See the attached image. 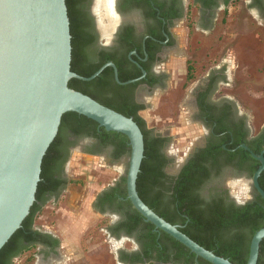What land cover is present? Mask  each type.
Segmentation results:
<instances>
[{"label": "flooded vegetation", "instance_id": "flooded-vegetation-1", "mask_svg": "<svg viewBox=\"0 0 264 264\" xmlns=\"http://www.w3.org/2000/svg\"><path fill=\"white\" fill-rule=\"evenodd\" d=\"M97 1L72 2L81 39L79 67L92 75L102 68L97 77L85 81L91 84V88L101 91L103 95L99 101L102 104L114 109L134 110L142 118L141 113L148 107L146 96L155 98L157 94H168L171 89L167 82L179 79L175 62L185 60L189 65L186 44L191 30L196 27L203 33L211 34L220 13L234 0H113L116 20L112 29L103 24L96 7ZM250 3L262 5L264 0H251ZM193 14L197 17L194 24L190 19ZM109 63L114 66H109ZM222 78L217 72L208 74L202 83L192 89L185 106L188 105V119L200 126L201 134L181 159L171 148L169 135L148 127L152 130L151 135L161 141L156 144L157 157L153 161L155 179L144 182L143 195L145 201L157 206L167 218L180 216L175 221L179 227L186 228L188 220L182 211L193 207V199L192 196L187 197L183 210H178L174 187L184 166L193 159L201 167L199 185L193 192L199 207L200 203L204 207L215 204L222 211L234 214L259 208L250 203L259 195L253 186V176L260 161L252 156L250 148L248 151L242 147L246 145L244 143L235 148H228L227 145L241 139L254 144L258 143L257 139L264 141V128L256 132L247 116L231 99L216 97ZM56 137L55 151L38 201L42 209L62 200L66 193L81 192L85 188L83 177L76 178L72 173L73 155L98 159L105 163L104 166L117 169L118 173L94 197L92 207L97 213L113 218L107 228L109 236L116 240L125 238L133 243L129 249L117 248L114 257L117 264H212L187 252V249L181 251L163 231L155 226L150 228L145 220L140 221V213L127 196L129 143L123 146L121 139L116 138L112 131L81 115H70ZM240 148L249 152L253 160L244 161ZM258 163L257 170L251 175L249 169ZM235 179L248 184L249 199L241 201L234 194ZM79 201H82V196ZM254 220L262 226L264 214H254ZM31 227L32 230L27 229L24 238L17 240L12 247V253L22 247L26 250L11 260L9 257L4 264L29 263L32 257L39 264L58 262L59 237L42 230L35 222ZM247 227L233 224L229 228L233 236L229 237L225 230L223 237L215 240V247L231 244L234 256L240 261H248L253 237L249 242L244 239ZM38 233L46 239L29 242L28 237ZM256 264H264V238L260 242Z\"/></svg>", "mask_w": 264, "mask_h": 264}, {"label": "water", "instance_id": "water-1", "mask_svg": "<svg viewBox=\"0 0 264 264\" xmlns=\"http://www.w3.org/2000/svg\"><path fill=\"white\" fill-rule=\"evenodd\" d=\"M71 40L66 0H0V250L29 215L36 200L43 158L57 136L63 115L74 112L128 138L127 196L146 222L197 257L212 264H233L192 240L141 199L137 179L144 159L143 132L132 117L69 87L71 79L89 81L102 70L90 77L73 72ZM116 78L120 82L117 75ZM242 147L250 151L247 145ZM252 156L260 161L253 186L264 200L259 184L264 151ZM263 238L261 228L251 240L246 264L257 263Z\"/></svg>", "mask_w": 264, "mask_h": 264}, {"label": "rangeland", "instance_id": "rangeland-1", "mask_svg": "<svg viewBox=\"0 0 264 264\" xmlns=\"http://www.w3.org/2000/svg\"><path fill=\"white\" fill-rule=\"evenodd\" d=\"M99 1L96 7L103 24L109 29L115 21L111 23L101 15L104 9ZM250 2L232 1L220 13L209 35L196 27V30L192 29L186 44L189 65L185 60L175 62L179 79L167 82L171 89L168 94H157L155 98L146 96L148 107L141 113L142 118L148 127L169 135L171 148L177 151L179 159L201 134L200 126L188 119V105H185L192 89L208 74L217 72L223 77L216 97L231 99L256 132L264 128V3ZM196 18L193 14L191 23L194 24ZM104 165L98 159L73 155L72 173L76 178L83 177L85 188L81 192L66 193L62 200L48 204V208L42 209L35 219L42 230L60 239L59 263L56 264H117L114 259L117 248L129 249L133 245L125 238L116 240L109 236L107 228L113 218L97 213L92 207L94 197L118 173L117 169ZM233 189L241 201L250 198L245 181L235 179ZM80 196L82 201L77 202ZM17 264L39 263L32 257L29 263L20 261Z\"/></svg>", "mask_w": 264, "mask_h": 264}, {"label": "trees", "instance_id": "trees-1", "mask_svg": "<svg viewBox=\"0 0 264 264\" xmlns=\"http://www.w3.org/2000/svg\"><path fill=\"white\" fill-rule=\"evenodd\" d=\"M72 2L73 0H66L67 8H68V14L70 18V30H71V44H72V61H71V70L75 72L76 74L83 76V77H90L92 73L85 72L81 70L79 67V59H80V36L78 34V28H77V19L76 16H74L73 8H72ZM89 82H85L79 79H71L69 81V87L80 91L86 95H89L90 97L94 98L98 102L99 99L102 98L101 91H97L93 87H90ZM101 103V102H100ZM104 105V104H103ZM107 106V105H105ZM109 107V106H107ZM111 108V107H109ZM127 117H132L139 127L141 128L143 135H144V142H145V151H144V159L141 164V170L138 175L137 179V190L139 193V196L141 199L159 216L164 218L166 221H168L171 224L175 225V221L177 218H180V216H175L172 219L167 218L164 213L159 212L157 209V206L154 204L145 201L144 198V182L147 180H154L155 175L153 170V161L157 157V147L156 144L161 141V139H157L151 135L152 130L148 129V126L146 122L140 118L134 110L126 111L124 109H114L111 108ZM70 115H80L74 112H68L63 115L62 121L60 124V128L65 125L66 119ZM84 118H87L86 116L81 115ZM89 119V118H87ZM91 120V119H89ZM93 121V120H91ZM97 123V122H96ZM59 128V129H60ZM103 128V127H102ZM105 129V128H103ZM116 138L121 139V143L123 146L126 147V143H129L128 138L121 133L112 132ZM57 141V137H55L54 141L51 143L50 147L48 148L42 162V170L40 175V181L38 184V189L36 192V200L31 207L29 215L25 218V220L22 223V226L13 234V236L10 238V240L5 244V246L0 250V264H4L9 257L10 260L16 256L21 255L26 248H21L15 253H12V247L13 244L20 239L24 238V235H26V230L31 229L32 225L35 222V219L37 215L41 212L42 208L38 204V201L40 200L41 190L43 188L44 181L46 179V176L48 174V166L49 162L51 161L54 151H55V144ZM258 143L254 144L249 141H244V139H241L240 141H236L232 145H227L228 148H235L239 143L246 144L254 154H259L264 149V141H261L257 139ZM129 150H130V145ZM239 151L242 153V159L244 161L247 160H253V157L249 152L244 150L243 148H240ZM196 159L191 160L189 163H187L184 168L182 169V172L180 173L177 182L175 183L174 187V194H175V200L178 203L177 209L182 211L183 210V203L186 201L187 197L192 196V203L193 207L182 211V213H185L187 226L186 228L180 227V230L185 233L187 236H189L192 240L206 248L207 250L213 251L217 256L223 257L228 259L233 264H246L247 261L245 260H239L234 256L233 246L231 244L229 245H221L219 248L215 247V240L218 238L223 237V232L226 230L229 237H232L233 235L229 232V228L233 226V224L236 225H247V232L244 235V239L249 240L253 237V235L261 228H264V224L260 226V224H256L254 221V214H264V200L260 195L257 196V200L254 202H251V205L259 206L258 209L252 210V211H243L240 214H234L230 212H224L221 209L218 208L215 204H209L208 206H203L202 203H200L199 207V201L195 198V195L193 194L194 190L199 185V171L200 168L198 163L196 162ZM258 164L252 165L249 169L251 172V175L254 174V172L258 168ZM259 184L264 190V171L261 173L259 177ZM195 204V205H194ZM140 221L142 222L144 220L143 216L139 214ZM184 222V221H183ZM148 225L150 228H153L154 225L150 222H148ZM167 237H169L171 240L176 243V245L181 248V251L184 249H187V252H191L188 248H186L182 243L175 240L173 237L168 235L167 233L163 232ZM40 239L44 240L46 239L41 233L38 235H34L33 237H28L29 242H36ZM244 241V240H243ZM217 244V243H216ZM244 244V243H243ZM192 253V252H191ZM195 255L194 253H192ZM202 259V258H201Z\"/></svg>", "mask_w": 264, "mask_h": 264}, {"label": "bare ground", "instance_id": "bare-ground-1", "mask_svg": "<svg viewBox=\"0 0 264 264\" xmlns=\"http://www.w3.org/2000/svg\"><path fill=\"white\" fill-rule=\"evenodd\" d=\"M100 7L104 9V11H101L102 12V16L107 18L110 22L112 21H115V18H114V15H113V0H100ZM109 22V23H110ZM111 22V23H112ZM115 23V22H114ZM113 23V24H114ZM112 24V25H113ZM109 25V24H108ZM112 25H110L112 27ZM109 27V29L111 28ZM112 29V28H111Z\"/></svg>", "mask_w": 264, "mask_h": 264}, {"label": "crops", "instance_id": "crops-1", "mask_svg": "<svg viewBox=\"0 0 264 264\" xmlns=\"http://www.w3.org/2000/svg\"><path fill=\"white\" fill-rule=\"evenodd\" d=\"M75 189L78 190L77 187Z\"/></svg>", "mask_w": 264, "mask_h": 264}]
</instances>
